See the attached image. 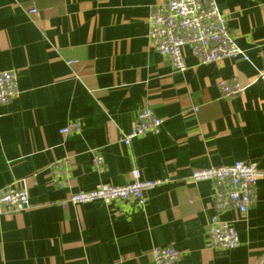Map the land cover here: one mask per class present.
<instances>
[{
	"label": "crops",
	"instance_id": "0c3cea01",
	"mask_svg": "<svg viewBox=\"0 0 264 264\" xmlns=\"http://www.w3.org/2000/svg\"><path fill=\"white\" fill-rule=\"evenodd\" d=\"M160 2L0 0V70L18 87L0 105V187L15 182L29 196L26 210L0 212V264H154L155 246L176 248V264H256L264 254V176L245 213H218L237 231L232 249L209 245L212 185L190 178L237 160L264 169V0H215L249 60L202 63L185 48L181 72L147 38ZM230 78L243 89L224 97L218 81ZM144 106L162 124L126 145ZM74 121L79 131L60 132ZM133 168L166 179L143 204L65 201L126 184Z\"/></svg>",
	"mask_w": 264,
	"mask_h": 264
},
{
	"label": "built area",
	"instance_id": "2783aa9c",
	"mask_svg": "<svg viewBox=\"0 0 264 264\" xmlns=\"http://www.w3.org/2000/svg\"><path fill=\"white\" fill-rule=\"evenodd\" d=\"M29 12H35V9ZM147 38L150 46L165 56L177 72L186 69L185 48L202 63L224 58L249 60L229 31L225 16L218 10L215 0H162L150 10ZM260 61L256 78L264 84V45L260 48ZM218 86L224 97L243 89L236 78L220 79ZM17 95L16 73L9 69L0 70V105L7 104ZM161 124L162 119L150 107L144 106L138 110L132 128L121 140L127 145L134 137L156 133ZM79 129L80 123L74 121L62 127L60 132L70 134ZM94 166L97 171H102L103 159L100 155L94 156ZM130 174L131 180L126 184L102 182L92 189L69 194L65 201L77 204L101 200L115 206L130 201L143 204L145 193L166 181L142 179L138 168H133ZM260 176H264V169L243 160L191 172L193 181L208 180L212 185L211 199L215 213L210 216L207 227V239L211 247L232 249L239 244L233 224L221 219L218 213L230 209L245 213L255 198V182ZM28 207L29 196L25 188L15 182L0 187V212H18ZM180 256L173 246H155L151 250L154 264H176ZM256 264H264V254Z\"/></svg>",
	"mask_w": 264,
	"mask_h": 264
}]
</instances>
